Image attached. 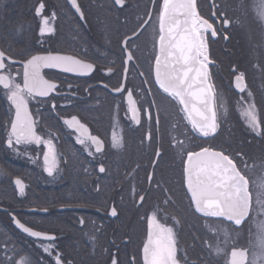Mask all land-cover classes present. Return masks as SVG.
I'll return each instance as SVG.
<instances>
[{"label": "flooded vegetation", "instance_id": "1", "mask_svg": "<svg viewBox=\"0 0 264 264\" xmlns=\"http://www.w3.org/2000/svg\"><path fill=\"white\" fill-rule=\"evenodd\" d=\"M236 1L240 11L234 9L233 0H214L213 5L211 0H196L198 12L217 29L215 38L206 34L213 61L209 68L227 112L218 105L220 127L214 139L204 142L196 136L192 143L185 140L184 129L190 130V125L183 120L180 106L164 98L166 94L154 78L163 0H125L123 7L114 0H77L83 19L69 0H0V51L10 58L0 74L22 84L23 63L32 55L50 52L74 55L94 65L85 76L43 69L45 79L57 89L48 97L29 101V111L38 121L37 133L52 139L60 162L53 176L43 170V145L17 146L16 151L8 148L15 110H10L6 90L0 86V262L20 264L23 259L25 264H56L59 256L61 264H113V260L116 264H145L142 250L148 218L155 213L160 223L173 228L178 258L186 254L189 264L207 260L224 264L223 255L209 254L216 243L213 233L203 239L183 234L184 228L193 227L197 232L214 219L189 207L184 168L185 148L198 151L197 145H202L226 149V154L234 157L241 153L250 169V190L264 177V18L255 10L253 0ZM41 4L44 8L37 15ZM44 18L54 28L52 34L41 35ZM127 37L135 43L130 49L133 60L125 65L127 52L122 49L127 47ZM241 72L246 88L238 93L234 81ZM120 85L122 91L113 90ZM129 92L139 123L129 112ZM253 103L261 122L260 136L246 127L242 115ZM73 116L103 142L100 153L91 146L90 156L76 142V132L64 124ZM114 135L122 147H113ZM157 147L162 150V162L154 155ZM178 151L184 153L183 160ZM101 165L104 173L99 171ZM149 173L164 187L149 181ZM16 179L25 186L23 196ZM141 195L145 196L143 202ZM113 208L116 217L110 215ZM13 217L55 240L29 237ZM242 227L245 231L237 238V246L248 251L250 261L247 222ZM50 244L51 256L44 251ZM231 250V245L225 249L229 260Z\"/></svg>", "mask_w": 264, "mask_h": 264}, {"label": "snow or ice", "instance_id": "2", "mask_svg": "<svg viewBox=\"0 0 264 264\" xmlns=\"http://www.w3.org/2000/svg\"><path fill=\"white\" fill-rule=\"evenodd\" d=\"M124 2L125 0H114L115 5L121 7L124 6ZM69 3L83 19L77 0H69ZM254 6L259 16L264 18V0H257ZM43 8L44 5L41 4L37 9V15ZM213 15H216L215 11ZM52 19L55 20V13ZM159 21L155 81L159 89L166 94L164 98H171V101H175L180 106L179 110L184 113L183 120L190 125V130L186 126L184 129L186 141L194 143L196 136L204 138V142H207V138L214 139L220 127L218 105L220 109H223L224 114L227 112L222 98L218 96L209 68L213 61L209 57L206 34L210 32L211 37L215 38L217 29L198 12L196 0H163ZM228 23L229 21L225 19L224 26L227 27ZM53 32L54 28L49 25L48 18H44L40 29L41 35ZM224 38L227 39V36L225 35ZM130 40L132 43H129ZM134 43L132 37L124 40V44L127 45L122 49L127 52L125 65L133 60V52L130 49ZM6 59L10 58L6 57L4 51H0V69L5 68ZM43 69H58L64 73L85 76L94 70V65L74 55L50 52L46 55H32L23 63L22 84L15 82L14 78L8 75L0 74V86L6 90L4 95L10 103V110L12 108L15 110L14 119L10 121L8 148L16 151L17 146L43 145V170L48 176H53L60 163L53 141L44 139L37 133L38 121L29 111L30 100L35 97H48L57 89L55 83L45 79L42 74ZM124 71L127 72V68ZM235 71L233 69L234 73ZM234 85L240 93L245 91L246 83L242 72L235 75ZM113 90L120 92L123 90V85ZM248 96H251V92ZM128 100L131 102L129 112L132 113V119L139 123L131 92L128 93ZM52 107L55 109V104ZM242 115L246 119V127L260 136L261 122L257 117L255 104H249ZM64 124L76 132V142L84 146L88 155H93L89 150L91 146L95 147L97 153L102 151L103 142L98 136L89 134L88 128L75 116L70 120H64ZM147 138L152 139L151 135ZM113 147H122L115 135ZM197 147L200 150L185 148L187 160L184 173L187 193L191 197L189 207L194 206V212L202 217L214 218L206 221L208 231L216 236L215 245L210 247V256L213 253L218 257L223 255L224 264H264V177L255 181V188L250 190L248 175L250 169L241 153H236L234 157L231 153L226 154V149L215 150L202 145ZM181 148H184V145H181ZM23 151L26 153L28 148L25 147ZM154 155L159 161H163L162 150L159 147L155 149ZM177 155L183 160L182 151H178ZM152 164L157 165V161L153 160ZM99 171L104 173L105 167L101 165ZM148 180L155 183L157 187H164L161 181H153L152 173L148 174ZM15 184L19 194L23 196L24 184L20 179H16ZM144 200L145 196L141 195L140 201ZM110 215L116 217L117 209L113 208ZM13 220L16 226L29 237L55 240L54 236L26 227L15 217ZM246 222L252 249L250 261L248 252L237 246V238L245 231L242 226H245ZM80 223L83 224V221L81 220ZM176 223L178 224L179 221L177 220ZM148 229V240L143 247L145 264H189L186 254L178 258L180 249L173 228L160 223L155 213L148 218ZM230 245L232 250L229 260L225 249ZM52 247L50 244L44 249L49 256L53 254ZM20 264H25L23 259ZM56 264H61L59 256L56 257ZM113 264H116L115 260ZM203 264H218V262L207 260Z\"/></svg>", "mask_w": 264, "mask_h": 264}, {"label": "trees", "instance_id": "3", "mask_svg": "<svg viewBox=\"0 0 264 264\" xmlns=\"http://www.w3.org/2000/svg\"><path fill=\"white\" fill-rule=\"evenodd\" d=\"M233 6H234V9L236 8L237 10H241V7H240V3L236 0H233ZM183 234L184 235H189V236H192V235H200L203 238H209L211 236V232L208 231V227H200L197 229V232H196V228H193V227H190V228H184L183 229ZM207 242V240H206ZM203 243V241H202ZM247 248L249 249L250 253L252 251L251 247H250V244H249V233H248V246Z\"/></svg>", "mask_w": 264, "mask_h": 264}, {"label": "water", "instance_id": "4", "mask_svg": "<svg viewBox=\"0 0 264 264\" xmlns=\"http://www.w3.org/2000/svg\"><path fill=\"white\" fill-rule=\"evenodd\" d=\"M213 2H214V0H211V5H213ZM156 67V66H155ZM155 67H154V78H155ZM238 93H240L239 91H238ZM148 234H149V231H148ZM148 234H147V240H148ZM146 243H147V241H146ZM145 243V244H146ZM245 251H247V250H245ZM248 252V251H247ZM142 256H143V260H144V254H143V250H142ZM145 262V261H144Z\"/></svg>", "mask_w": 264, "mask_h": 264}, {"label": "rangeland", "instance_id": "5", "mask_svg": "<svg viewBox=\"0 0 264 264\" xmlns=\"http://www.w3.org/2000/svg\"><path fill=\"white\" fill-rule=\"evenodd\" d=\"M254 1V5L255 3L257 2V0H253ZM251 6H252V3H251ZM255 7V6H254ZM255 10H257V8L255 7Z\"/></svg>", "mask_w": 264, "mask_h": 264}]
</instances>
